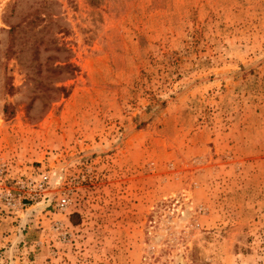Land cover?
Wrapping results in <instances>:
<instances>
[{"label": "rangeland", "instance_id": "374dc122", "mask_svg": "<svg viewBox=\"0 0 264 264\" xmlns=\"http://www.w3.org/2000/svg\"><path fill=\"white\" fill-rule=\"evenodd\" d=\"M0 264H264V0H0Z\"/></svg>", "mask_w": 264, "mask_h": 264}, {"label": "trees", "instance_id": "16d2710c", "mask_svg": "<svg viewBox=\"0 0 264 264\" xmlns=\"http://www.w3.org/2000/svg\"><path fill=\"white\" fill-rule=\"evenodd\" d=\"M15 28H19V25L15 26V27H14V26H10L8 30H9L10 32L13 33L14 30H15ZM62 67H63V69H67V70L69 69V70L72 72V68L70 67L69 64H67V63H63V64H62ZM59 68H60V67H59ZM58 89L62 92L63 97L66 96V95L68 94L66 88H63V86H62V87H59Z\"/></svg>", "mask_w": 264, "mask_h": 264}, {"label": "built area", "instance_id": "2783aa9c", "mask_svg": "<svg viewBox=\"0 0 264 264\" xmlns=\"http://www.w3.org/2000/svg\"><path fill=\"white\" fill-rule=\"evenodd\" d=\"M67 205H68V203H66L65 200L60 199L58 206L60 207L61 210L62 209L65 210L67 208Z\"/></svg>", "mask_w": 264, "mask_h": 264}]
</instances>
